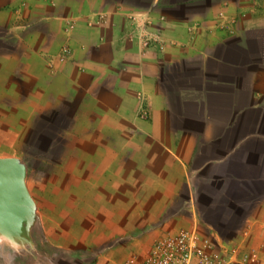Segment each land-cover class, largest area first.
Masks as SVG:
<instances>
[{
    "label": "crops",
    "instance_id": "obj_1",
    "mask_svg": "<svg viewBox=\"0 0 264 264\" xmlns=\"http://www.w3.org/2000/svg\"><path fill=\"white\" fill-rule=\"evenodd\" d=\"M40 136L61 147L42 194L72 264L182 228L264 264V0H0V151Z\"/></svg>",
    "mask_w": 264,
    "mask_h": 264
},
{
    "label": "rangeland",
    "instance_id": "obj_2",
    "mask_svg": "<svg viewBox=\"0 0 264 264\" xmlns=\"http://www.w3.org/2000/svg\"><path fill=\"white\" fill-rule=\"evenodd\" d=\"M52 136L55 137L54 135ZM50 142L52 143L45 136H40L36 141H33L35 146H30L32 144L31 141L26 142V147H23L18 157L10 156L7 152L0 151V158H16L24 166V185L31 205L26 219L22 222L19 235L11 240H0V264H7V262L8 264L14 262L18 264L19 261L25 262L29 259L39 258L42 254L48 255V257L52 256V260L55 261L56 257H60L56 256L59 253H64L67 264H72L68 259H71L70 255H75L78 252L77 250L72 251L66 248H63V252L61 251L56 239L62 235L63 231L56 228V221L49 220L51 217L56 220L55 215L46 212L48 206L42 193L45 192L47 187L48 190H53V193L56 189V183L55 181L46 183L45 180L49 177L54 180L63 170V162L56 161L57 156L54 153L57 151L60 154L61 147L59 150L54 147L51 149L45 148ZM47 154L51 156L47 157ZM42 241L47 243V245L44 247L40 246ZM41 248L45 249L46 252L41 251ZM90 256L89 264L101 263L99 259L102 257L98 258L96 252H91ZM48 263L50 264L51 262Z\"/></svg>",
    "mask_w": 264,
    "mask_h": 264
},
{
    "label": "built area",
    "instance_id": "obj_3",
    "mask_svg": "<svg viewBox=\"0 0 264 264\" xmlns=\"http://www.w3.org/2000/svg\"><path fill=\"white\" fill-rule=\"evenodd\" d=\"M218 17L224 19L225 13H219ZM234 21L235 17H230L220 26L227 27ZM72 28L73 23L69 22L66 29ZM70 53V47L63 46L61 51L63 57ZM138 113L144 119L148 117L147 105L141 98ZM119 264H238V262L235 253L230 256L220 255L214 241L201 236L196 229L182 228L152 239L143 257L129 256Z\"/></svg>",
    "mask_w": 264,
    "mask_h": 264
},
{
    "label": "water",
    "instance_id": "obj_4",
    "mask_svg": "<svg viewBox=\"0 0 264 264\" xmlns=\"http://www.w3.org/2000/svg\"><path fill=\"white\" fill-rule=\"evenodd\" d=\"M24 178L25 168L16 158H0V240L19 235L31 208Z\"/></svg>",
    "mask_w": 264,
    "mask_h": 264
}]
</instances>
